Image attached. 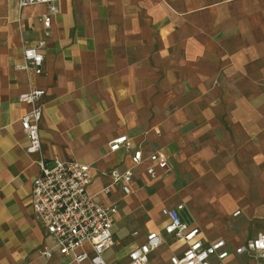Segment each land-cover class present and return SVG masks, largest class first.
I'll use <instances>...</instances> for the list:
<instances>
[{
	"label": "crops",
	"instance_id": "0c3cea01",
	"mask_svg": "<svg viewBox=\"0 0 264 264\" xmlns=\"http://www.w3.org/2000/svg\"><path fill=\"white\" fill-rule=\"evenodd\" d=\"M54 5L0 0V264H75L54 249L30 201L38 161L54 157L89 164L87 192L117 205L108 260L127 262L147 231L163 233L162 208L182 204L181 219L199 237L225 240V264H259L234 247L264 230V0ZM41 40L42 72L19 69L23 48ZM32 86L45 91L33 153L20 124L29 104L18 99ZM120 135L141 148L137 165L123 147L109 150ZM154 149L165 153L167 168L150 179ZM128 168L129 193L119 185L102 191L112 170ZM116 221L130 236L121 255ZM163 238L157 249L169 251L168 264L183 245ZM43 247H52L50 258Z\"/></svg>",
	"mask_w": 264,
	"mask_h": 264
},
{
	"label": "built area",
	"instance_id": "2783aa9c",
	"mask_svg": "<svg viewBox=\"0 0 264 264\" xmlns=\"http://www.w3.org/2000/svg\"><path fill=\"white\" fill-rule=\"evenodd\" d=\"M55 1L18 0V4L19 7H25L46 3L51 10H55ZM41 21L48 30L50 14L42 15ZM43 43L41 40L38 47H24L23 61L17 67L40 74L43 55L38 49ZM44 94V89L32 86L18 96L19 101L29 104V110L20 117V124L28 140L26 149L32 153L40 149L38 125L43 113L41 99ZM120 147L129 153L132 165H137L143 159L141 148L133 147L126 135H120L109 143L110 151ZM147 157L152 165L147 167L146 174L154 179L158 175L157 169L167 168V157L159 149H154ZM38 167L39 173L32 181L30 201L45 233L53 238L54 249L75 264H120L105 256V252L115 243L112 225L117 205L103 204L87 192L91 181L90 165L74 158L54 157L50 162L40 159ZM110 177L111 183L102 189L104 193L110 191L111 185H119L124 193L130 192V168L123 172L112 170ZM182 208V204L163 207L161 212L167 219L163 233L147 231L143 241L128 251L127 262L123 264H147L149 254L160 246L164 235H170L174 241L183 245L180 254L169 257L168 264H225L224 260L230 253L225 240L219 238L208 242L199 237V228L181 219L179 210ZM262 224L264 227V218ZM132 235L137 236L138 231H133ZM39 252L50 258L53 249L43 247ZM234 252L249 256L255 254L259 264H264V230L234 247Z\"/></svg>",
	"mask_w": 264,
	"mask_h": 264
},
{
	"label": "rangeland",
	"instance_id": "374dc122",
	"mask_svg": "<svg viewBox=\"0 0 264 264\" xmlns=\"http://www.w3.org/2000/svg\"><path fill=\"white\" fill-rule=\"evenodd\" d=\"M117 186V185H115ZM112 197L114 195V190L110 193L107 194V196ZM105 196V197H107ZM117 198V197H114ZM123 228V223L122 221H116V233H117V239L119 244L116 245V250L115 251H119L120 255L123 253L125 254V252L129 249L131 243H129V240L127 239L128 237H130L129 235H124L121 231ZM123 250V251H122ZM114 251V249H113ZM169 251L166 250L164 247H161L159 249H157L156 251H154L153 253H151L148 257L149 260V264H166V260L167 257L169 255Z\"/></svg>",
	"mask_w": 264,
	"mask_h": 264
}]
</instances>
